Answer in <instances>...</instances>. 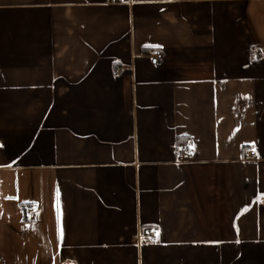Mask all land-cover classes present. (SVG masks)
Masks as SVG:
<instances>
[{"label": "crops", "instance_id": "1", "mask_svg": "<svg viewBox=\"0 0 264 264\" xmlns=\"http://www.w3.org/2000/svg\"><path fill=\"white\" fill-rule=\"evenodd\" d=\"M0 264H264V0H0Z\"/></svg>", "mask_w": 264, "mask_h": 264}, {"label": "built area", "instance_id": "2", "mask_svg": "<svg viewBox=\"0 0 264 264\" xmlns=\"http://www.w3.org/2000/svg\"><path fill=\"white\" fill-rule=\"evenodd\" d=\"M149 59L150 63L152 65H161L164 62V52L161 49H153L149 53ZM263 59V54L260 49L256 48L253 50V60L255 61H261ZM122 74L121 70H117L114 72L115 77H120ZM178 154H179V159L181 161H189L192 158V144L188 141L183 142L182 144L179 145L178 148ZM246 155L248 158H255L257 153L256 149L254 148H247L246 149ZM27 212L31 215V217L28 219V221H33L34 216L36 213V208L33 206H30L27 208ZM150 237L152 239L156 238L155 233H151Z\"/></svg>", "mask_w": 264, "mask_h": 264}]
</instances>
